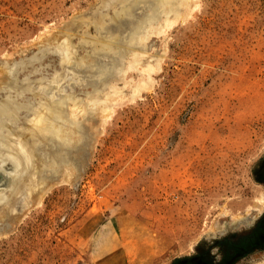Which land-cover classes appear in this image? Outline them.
Instances as JSON below:
<instances>
[{"label": "rangeland", "instance_id": "obj_1", "mask_svg": "<svg viewBox=\"0 0 264 264\" xmlns=\"http://www.w3.org/2000/svg\"><path fill=\"white\" fill-rule=\"evenodd\" d=\"M4 107L0 264H100L115 236L131 263L221 264L264 239V0H0ZM32 150L41 181L7 186Z\"/></svg>", "mask_w": 264, "mask_h": 264}, {"label": "bare ground", "instance_id": "obj_2", "mask_svg": "<svg viewBox=\"0 0 264 264\" xmlns=\"http://www.w3.org/2000/svg\"><path fill=\"white\" fill-rule=\"evenodd\" d=\"M173 5V4H172ZM172 5H171V7H172ZM109 46V45H108ZM41 105H44V104H41ZM46 106L47 107H49V104L47 105L46 104ZM5 108V107H4ZM10 109V108H9ZM49 109H50V107H49ZM5 110H8L7 108H5ZM48 110V109H47ZM50 111H51V118H50V120L48 121V123H47V126H43V128L42 129H39L38 131H33V130H31L32 132H34V134H32L33 136H38L40 133H42V132H47V133H49V135L48 136H50V134L52 135V136H54V130H52V126H51V124H52V121L54 120V119H58L59 117H60V115H61V111L60 110H54L53 108H52V110L50 109ZM59 120V119H58ZM46 121V120H45ZM25 128H23V129H21V133H22V131L24 130ZM12 131L14 132V129H12ZM16 131V130H15ZM20 131V130H19ZM20 133V132H19ZM21 135V134H20ZM47 135V134H46ZM1 138V137H0ZM24 138V137H23ZM15 139V138H14ZM17 139V138H16ZM19 139V138H18ZM1 140V139H0ZM17 141V143H18V146L21 144L18 140H16ZM4 143V142H3ZM6 144H7V142H6ZM16 144V143H15ZM10 145V147H11V144H9ZM9 145H8V147H9ZM24 146V145H23ZM23 146H21V148H23L24 149V147ZM15 162L17 163L16 164V167H18L19 169H20V167H23V169H22V174H21V176L20 177H18L17 175H16V173H14V175H16V176H12V177H8L7 178V186H8V184H12L13 182H15L16 184L18 183L17 181H19V180H21L22 179V177L23 176H25V174L27 173V176L29 177V179L27 178V176L25 177V179L27 180V182H29L30 183V185H37L41 180H40V175L38 174V176H39V179H35V174L34 173H30V172H26L25 173V171L24 170H27L26 168V166L27 165H29V164H31L32 163V166H33V150L32 151H30V154H28V156H26V158H23V156H21L20 154H15ZM56 160L58 159L59 160V162H60V160H62L58 155H56L55 157H54ZM53 158V160H55ZM5 160V159H4ZM58 160H57V162H58ZM63 161V160H62ZM38 162V161H37ZM36 162V163H37ZM40 163V162H39ZM51 163H53V162H51ZM26 168H25V167ZM43 166V165H42ZM1 167V166H0ZM15 168V167H14ZM18 168H16V171H18ZM15 171V170H14ZM18 177V178H17ZM19 185V184H18ZM15 186V188L14 189H17L18 187H16V185H14ZM35 186H34V188H35ZM32 188V187H31ZM30 188V189H31ZM33 189V188H32ZM34 190V189H33ZM32 190V191H33ZM35 190H36V188H35ZM5 209V208H4ZM9 211V210H8ZM264 264V263H263Z\"/></svg>", "mask_w": 264, "mask_h": 264}, {"label": "trees", "instance_id": "obj_3", "mask_svg": "<svg viewBox=\"0 0 264 264\" xmlns=\"http://www.w3.org/2000/svg\"><path fill=\"white\" fill-rule=\"evenodd\" d=\"M255 248H264V239L259 234H256L252 239L247 241V243L236 247L235 254H226L221 264H235L238 259L245 256L249 251ZM175 264H212V262L195 256L192 258L178 260Z\"/></svg>", "mask_w": 264, "mask_h": 264}, {"label": "crops", "instance_id": "obj_4", "mask_svg": "<svg viewBox=\"0 0 264 264\" xmlns=\"http://www.w3.org/2000/svg\"><path fill=\"white\" fill-rule=\"evenodd\" d=\"M119 236H115V241L113 242V250L109 252V255L103 256L105 261L100 260V264H133L127 258H125L124 252H122L119 243L121 240L118 238ZM135 264V263H134Z\"/></svg>", "mask_w": 264, "mask_h": 264}, {"label": "water", "instance_id": "obj_5", "mask_svg": "<svg viewBox=\"0 0 264 264\" xmlns=\"http://www.w3.org/2000/svg\"><path fill=\"white\" fill-rule=\"evenodd\" d=\"M3 116H6V117H8V120H9V122L11 123V124H16L17 123V118H16V115L14 116L13 114H12V112H8V110H5V108L2 110V111H0V117H3ZM8 122V123H9ZM7 125V123H4V124H2V126H6ZM66 161L65 160H63V162H61V163H65Z\"/></svg>", "mask_w": 264, "mask_h": 264}]
</instances>
